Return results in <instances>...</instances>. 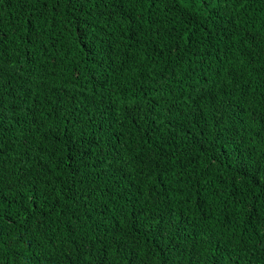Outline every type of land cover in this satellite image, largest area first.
<instances>
[{
  "label": "trees",
  "instance_id": "16d2710c",
  "mask_svg": "<svg viewBox=\"0 0 264 264\" xmlns=\"http://www.w3.org/2000/svg\"><path fill=\"white\" fill-rule=\"evenodd\" d=\"M0 264H264V0H0Z\"/></svg>",
  "mask_w": 264,
  "mask_h": 264
}]
</instances>
